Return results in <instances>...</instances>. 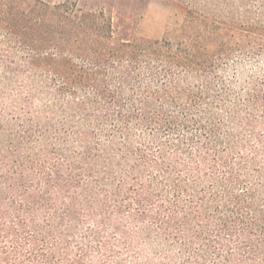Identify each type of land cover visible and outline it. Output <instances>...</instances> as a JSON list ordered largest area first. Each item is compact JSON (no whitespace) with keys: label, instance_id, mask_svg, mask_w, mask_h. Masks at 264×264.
<instances>
[{"label":"trees","instance_id":"obj_1","mask_svg":"<svg viewBox=\"0 0 264 264\" xmlns=\"http://www.w3.org/2000/svg\"><path fill=\"white\" fill-rule=\"evenodd\" d=\"M177 1L0 0V264H264V10Z\"/></svg>","mask_w":264,"mask_h":264},{"label":"rangeland","instance_id":"obj_2","mask_svg":"<svg viewBox=\"0 0 264 264\" xmlns=\"http://www.w3.org/2000/svg\"><path fill=\"white\" fill-rule=\"evenodd\" d=\"M52 5L62 3L66 0H43ZM79 3L88 9H104L107 12L113 11L114 15L120 8L126 12L135 11L139 17L136 36L141 38L158 40L161 39L167 30L179 27L187 13V7L177 0H78ZM264 10V0H258ZM256 5V11L261 10ZM264 24V14L261 16ZM244 69L246 72L255 70L258 73L264 72V54L244 57Z\"/></svg>","mask_w":264,"mask_h":264}]
</instances>
